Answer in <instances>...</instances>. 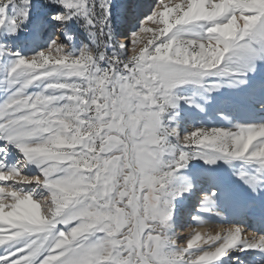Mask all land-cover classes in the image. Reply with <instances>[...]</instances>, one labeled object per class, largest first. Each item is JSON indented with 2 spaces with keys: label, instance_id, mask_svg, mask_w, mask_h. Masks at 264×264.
Returning <instances> with one entry per match:
<instances>
[{
  "label": "snow or ice",
  "instance_id": "snow-or-ice-1",
  "mask_svg": "<svg viewBox=\"0 0 264 264\" xmlns=\"http://www.w3.org/2000/svg\"><path fill=\"white\" fill-rule=\"evenodd\" d=\"M257 258L264 0H0V264Z\"/></svg>",
  "mask_w": 264,
  "mask_h": 264
},
{
  "label": "bare ground",
  "instance_id": "bare-ground-1",
  "mask_svg": "<svg viewBox=\"0 0 264 264\" xmlns=\"http://www.w3.org/2000/svg\"><path fill=\"white\" fill-rule=\"evenodd\" d=\"M185 210H186V211H189V210H187V209H185ZM229 218H230V219H243V218H246V217H243V216H241V215H236V214H234V213H232V212L230 211ZM255 262H256L257 264H260L259 259L255 260ZM253 263H254V262H253Z\"/></svg>",
  "mask_w": 264,
  "mask_h": 264
},
{
  "label": "rangeland",
  "instance_id": "rangeland-1",
  "mask_svg": "<svg viewBox=\"0 0 264 264\" xmlns=\"http://www.w3.org/2000/svg\"><path fill=\"white\" fill-rule=\"evenodd\" d=\"M149 26H151V25H149ZM187 209V208H186ZM187 210H190V209H187ZM258 259V258H257ZM256 259V260H257ZM254 262V263H253ZM250 264H257L255 261H252V260H250Z\"/></svg>",
  "mask_w": 264,
  "mask_h": 264
}]
</instances>
